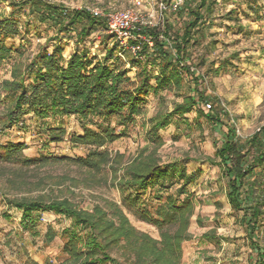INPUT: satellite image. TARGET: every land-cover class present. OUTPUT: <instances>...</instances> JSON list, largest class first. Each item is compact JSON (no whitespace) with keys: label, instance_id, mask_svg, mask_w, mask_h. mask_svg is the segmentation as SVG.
Returning a JSON list of instances; mask_svg holds the SVG:
<instances>
[{"label":"trees","instance_id":"16d2710c","mask_svg":"<svg viewBox=\"0 0 264 264\" xmlns=\"http://www.w3.org/2000/svg\"><path fill=\"white\" fill-rule=\"evenodd\" d=\"M219 1L186 0L175 12H164L159 26L137 32V37L146 39L151 46L141 41L136 56L122 52L121 58L112 37L105 33V22L86 9H69L45 0H0V63L12 62L10 80L0 84V134L29 114L41 122L75 117L82 135L72 136L70 143L89 147L86 157H42L40 161L67 162L96 171L110 162V154L101 148L126 136V130L142 114L146 99L150 95L161 98V93L171 94L175 100L172 110L147 120L148 142L160 147L163 142L159 131L175 119L185 122V116L193 112L196 118L224 126L221 144L206 162L222 170L226 199L255 253L252 264H264V246L259 238L264 228V126L241 140L233 126L210 115L212 107L206 110L205 90L201 89L209 76L216 77L230 66L227 60L217 67L207 61L209 51L216 45V41L206 40ZM241 1L258 19H264L255 0ZM161 2L168 7L172 0ZM234 14L229 11L225 16L236 25ZM42 26L52 34L47 35L48 43L52 42L51 51L40 47L27 55L29 34L39 37ZM97 33L105 34L100 35L101 57L91 55L85 47V42ZM16 38L21 41L18 45L10 43ZM68 41L74 47L66 59L62 53ZM196 48H202L203 53L194 58L192 52ZM130 72L134 73L133 79ZM112 120L114 127L110 126ZM116 127L120 130L116 131ZM46 132L45 147L62 142L65 136L61 128ZM24 148L23 144H0V161H12ZM200 176L199 169L188 172L183 161L160 162L154 150L142 152L115 176L123 202L143 206L141 198L147 191L160 202L154 213L144 206L141 210L145 221L160 231L159 241L137 233L117 205L108 206V211L94 207L90 212L63 203L10 200L7 205L22 213L25 227L34 213L49 212L70 221L61 233L65 238L62 264H180L181 245L191 238L187 231L195 211L194 196L187 188ZM214 206L217 211L220 209L219 203ZM196 221L200 222L199 218ZM51 236L48 242L54 235ZM215 238V229L201 236L207 242Z\"/></svg>","mask_w":264,"mask_h":264},{"label":"rangeland","instance_id":"374dc122","mask_svg":"<svg viewBox=\"0 0 264 264\" xmlns=\"http://www.w3.org/2000/svg\"><path fill=\"white\" fill-rule=\"evenodd\" d=\"M45 1L69 9L95 8L105 12L123 11L134 4V0ZM140 1L143 13L153 15L155 23H160L161 1ZM255 1L259 15L264 16V0ZM229 11L235 12L232 19L238 20L236 25L235 21L227 20L225 15ZM212 17L213 26L206 42L216 41V45L213 51H209L207 61L217 67L227 60L230 66L216 77L209 76L202 84L204 101L212 107L210 115L233 126L238 137L246 140L264 126V19H258L241 0H220ZM39 35L29 34V44H25L27 55L36 53L40 47L51 51L52 42L48 43L47 35L52 34L42 26ZM100 35L105 34H94L85 42L90 54L99 57L103 54L99 47ZM20 42L16 38L10 43L18 45ZM73 47L72 41L65 43L64 58L71 55ZM202 53V48H196L192 55L195 58ZM11 64L7 60L0 63V84L10 80ZM129 77L133 79L134 73L130 72ZM160 97L150 95L142 114L126 130V136L101 148L110 154V162L96 171L67 162L40 161L42 157L72 160L86 157L89 147L70 143L72 136L82 135L81 125L75 117L41 122L29 114L17 126L0 134L1 145L17 143L25 146L12 161H0V264H62L65 260L61 254L65 238L61 233L70 226V221L49 212L34 213L30 217L31 223L25 227L21 223L22 213L7 205L10 200L63 203L87 212L94 207L108 211V206L117 205L137 233L159 241L160 231L145 221L141 210L144 206L154 213L160 202L147 191L141 198L143 206L125 203L114 180L138 155L152 150L162 163L183 161L188 172L201 171L199 179L187 188L194 196L195 211L187 231L191 238L181 245L180 264H252L255 253L247 240L245 228L237 223L226 199V179L222 170L206 162L220 146L224 126L196 118L193 112L185 116V122L175 119L165 130L159 131L163 144L156 148L147 140V120L156 114L170 112L175 101L171 94L161 93ZM2 107L0 104V114ZM110 126H115L114 120ZM89 127L95 129L94 126ZM49 128L64 129L65 136L62 142L45 147L43 139ZM216 202L220 205L218 211L214 206ZM197 218L200 222L196 221ZM213 229L215 240L203 241L201 236ZM51 235H54L53 239L48 242ZM259 238L264 246V228ZM113 257L117 258L115 254ZM118 261L122 263L119 257Z\"/></svg>","mask_w":264,"mask_h":264},{"label":"built area","instance_id":"2783aa9c","mask_svg":"<svg viewBox=\"0 0 264 264\" xmlns=\"http://www.w3.org/2000/svg\"><path fill=\"white\" fill-rule=\"evenodd\" d=\"M15 2H25L27 0H13ZM186 0H172L167 7L161 2L160 23H155L154 16L143 13V5L140 0H134L131 8L123 11L105 12L100 9H86L93 17L102 19L106 26V35L112 37L116 44L119 56L122 58V52H130L136 56L140 50V43L147 42L149 46L151 43L144 38H138L137 32L143 29H149L159 26L163 22L164 12H175L176 9L185 3ZM207 111L211 110L210 104H205ZM237 134V131H236ZM238 136V134H237Z\"/></svg>","mask_w":264,"mask_h":264},{"label":"crops","instance_id":"0c3cea01","mask_svg":"<svg viewBox=\"0 0 264 264\" xmlns=\"http://www.w3.org/2000/svg\"><path fill=\"white\" fill-rule=\"evenodd\" d=\"M160 1H161V0H160ZM218 4H219V2L217 3V5H218ZM217 5H216V6H217ZM215 8H216V7H215ZM171 22H173V21H170V23H171ZM212 25H213V17H212ZM212 36H214V35H212ZM205 43H206V42H205Z\"/></svg>","mask_w":264,"mask_h":264}]
</instances>
